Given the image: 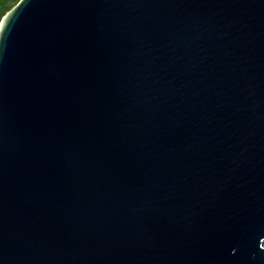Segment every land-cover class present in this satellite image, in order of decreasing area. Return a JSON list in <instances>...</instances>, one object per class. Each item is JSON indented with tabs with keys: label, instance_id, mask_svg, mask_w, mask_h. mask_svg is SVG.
I'll return each mask as SVG.
<instances>
[{
	"label": "water",
	"instance_id": "95a60500",
	"mask_svg": "<svg viewBox=\"0 0 264 264\" xmlns=\"http://www.w3.org/2000/svg\"><path fill=\"white\" fill-rule=\"evenodd\" d=\"M0 264H264V0H19Z\"/></svg>",
	"mask_w": 264,
	"mask_h": 264
},
{
	"label": "trees",
	"instance_id": "16d2710c",
	"mask_svg": "<svg viewBox=\"0 0 264 264\" xmlns=\"http://www.w3.org/2000/svg\"><path fill=\"white\" fill-rule=\"evenodd\" d=\"M19 0H0V21Z\"/></svg>",
	"mask_w": 264,
	"mask_h": 264
}]
</instances>
